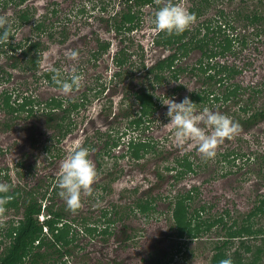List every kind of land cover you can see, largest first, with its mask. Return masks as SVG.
<instances>
[{"label":"rangeland","instance_id":"1","mask_svg":"<svg viewBox=\"0 0 264 264\" xmlns=\"http://www.w3.org/2000/svg\"><path fill=\"white\" fill-rule=\"evenodd\" d=\"M13 1L16 2V0H0V17L7 18L11 24V41L25 43L30 38L41 40L45 45L41 53V70L59 69L62 75L67 77L70 76L71 69L75 66L82 75V82L79 88H75L69 94H63L47 80H33L31 72L23 71L18 66L13 67L15 62H10L12 53L10 48L0 45V49L3 48L6 51L9 49V53H0V67H2L0 78L5 79L2 75L12 74L8 81L0 84V94L3 90H8L12 92L14 99L13 93L20 90V92L32 94L40 101L59 96L79 101L83 97V92H86L89 98L86 106L72 113L76 128L61 141H57L53 136L57 130L53 128L55 117L51 113L26 116L25 112L10 126L4 127L5 121L10 116L7 117L0 112V147L3 148V152L0 153V166L8 169L10 174L9 161L14 162L16 179L15 182L12 181L13 184L33 188L39 183L45 184L44 178L48 174L54 177V182H56L59 163L65 156L66 149L73 141L80 140L82 143L88 141L94 145V148L89 150V156L95 165L97 176L92 185V193L82 194L79 212L90 214L87 212L89 210L95 219L103 208L111 209L113 203L119 208L127 205L136 195L145 194V192L162 195L156 201V212L154 211L150 217L138 212L124 220H117L112 229L115 233L105 237L97 235L90 239L89 235L80 234L79 242L82 247L76 248L74 255L65 257L67 264H111V259L114 258L121 260L126 258L125 264H154L157 261L162 264H210L214 242L226 236L229 229H222L219 228L220 225H217L211 231L201 233L196 238L180 239L171 228V195L178 189L181 190L193 184L199 185L200 194L196 201L197 204L203 201L213 204L211 215H217L223 209L229 208L232 215L236 217L225 218L224 221L229 226L234 221H237V226H242L244 222L242 218L246 217L245 225L249 227V230L241 236L246 237L245 241L253 246V250H255V245L263 243L264 213L256 212V210L255 215L249 216L248 214L253 207L254 199L256 207L260 203V194L264 192V172L259 173L260 165L252 162L253 159L250 158L254 157V153L260 157L264 152V119L248 130L238 124L237 132L218 144L215 158L202 156L191 141L178 145L174 141L175 130L167 125L170 118L166 115L167 105L163 101L174 99L179 102L184 97H188L191 91L201 89L204 86L203 74L187 71L182 73L177 80L156 87L159 109L153 116L155 120L149 124L143 134L152 136L157 141L156 149L159 147L163 151L161 154L148 153L140 159L130 158V154L123 157L121 153L127 149V145L121 143L119 147L111 151V155L101 158L100 155L97 156L103 144L101 140L99 141L98 134L104 135L103 137H106L107 133L120 136L122 132L128 130L123 141L127 140L130 134L136 136L141 134L139 130L126 128L128 127L127 121L121 111V106L127 105L126 101L122 104L121 99L125 94V86L129 85L134 88L141 79L140 72L134 77L115 78L113 73L117 69L112 57L116 49L126 43L133 52H140L138 44L143 45L146 51H144L146 61L149 64L156 57L169 53L168 50L153 45L152 40L156 31L152 23L156 11L154 6L148 5L142 8L143 20L138 28L130 33L118 34L112 28L113 21H108L107 18L114 9L118 8L119 0H27L20 5H16ZM159 1L162 6L169 2V0ZM171 2L179 3L187 9L190 5L189 0H171ZM104 6L106 8L103 10ZM28 8L31 21L21 23L18 20V12ZM221 9L224 15H220ZM237 10H243L246 13L259 11L264 15V5L261 0H212L207 11L199 20L194 21V24L198 21L212 20L211 25L222 24L223 31L230 26L227 31L232 32L235 38L233 50L215 60L226 62L229 65L235 64L241 69L234 81L244 86H261L264 84V21L262 23L250 22L241 15L234 20L236 17L233 16ZM40 21L48 25V32L35 30L34 24ZM228 21L230 25L226 26ZM63 30L67 35L65 40L61 34ZM122 37L126 39L121 41ZM244 37L246 44L242 43ZM98 38L111 41V47L103 56L94 59L91 58L90 53L92 49L97 48ZM73 50L78 55L75 59H70L67 54ZM18 53L21 51L19 50ZM199 56V50L192 51L183 62L191 64ZM133 57H136L134 59L139 58L135 53ZM101 85L105 88L103 91ZM176 85L179 89L174 92L173 88ZM252 93V91H247V96ZM256 95L257 104L261 105L264 100V91ZM219 103L207 108L229 116L219 108ZM42 106L43 104L40 105ZM235 107L236 105L233 108ZM197 111H201L200 108H197ZM46 146L50 147L49 151L45 150ZM228 148L245 153L246 157L242 160L238 159L237 166L233 168V174L222 176L217 172L220 164L216 166L215 160L218 158L219 151ZM188 151L196 152L191 157L196 155L194 158L197 157V162L201 159H210L208 166L179 183H175L164 172L166 178L159 181L156 176L158 169L161 167L164 169L174 157ZM247 158H250L249 164L243 165ZM227 167H230L229 162H226L222 169ZM0 183H8V179L0 177ZM96 183L104 184L105 187L108 185L109 189L103 193L100 186H95ZM97 193L103 195L99 200L100 206H94L98 201ZM58 201L64 202L63 199ZM72 212L71 215L76 213ZM13 213V209L7 212L8 215L12 214L13 217H17ZM1 217L2 215H0V220L8 219L10 216ZM256 230L258 232L255 234ZM122 231L130 233L134 239L123 240ZM239 245V238L232 240L231 251L236 247L241 248ZM241 250L243 251V248ZM253 250L249 251L246 256H252ZM258 264H264V258Z\"/></svg>","mask_w":264,"mask_h":264},{"label":"trees","instance_id":"2","mask_svg":"<svg viewBox=\"0 0 264 264\" xmlns=\"http://www.w3.org/2000/svg\"><path fill=\"white\" fill-rule=\"evenodd\" d=\"M25 1L27 0L13 2L20 5ZM160 2L159 0H119L117 3L118 8L110 13L111 15L107 20L113 21L112 28L118 34L130 33L138 28L143 20L144 12L142 8L152 5L157 10L162 7ZM189 2L188 10L195 15L196 21L207 11L212 0H189ZM261 2L264 5V1L261 0ZM105 8L104 6L103 10ZM220 15H224L222 9ZM239 15L250 22L262 23L264 21V15L259 11L246 13L243 10H237L233 16L236 17L234 20H237ZM18 20L21 23L31 21L29 8L18 12ZM211 21L203 20L198 21L196 24L193 23L181 34H169L156 30L152 40L153 45L160 46L168 50L169 53L156 57L151 64L147 63L146 51L140 43L138 44L140 52L130 50L131 47L127 43L117 48L112 57L117 69L114 71L113 76L115 78L134 77L136 73L140 72L139 77L141 79L134 88L129 87V85L125 86V94L122 95L121 99L123 100L122 104L126 101L127 105L121 106V111L127 121L128 127L126 128L139 130L141 134L138 136L130 134L125 141L123 139L129 132L128 130L122 132L120 136L107 133L106 137H103L104 135L98 134V139L103 144L97 152V156L100 155L101 158L105 155H111V151L119 147L121 143L127 145V149L121 153L123 157L130 154V158L140 159L148 153L158 152V154H161L163 151L159 147L156 149L157 141L152 136L143 134L149 124L155 120L153 116L159 109L155 89L158 85L177 80L182 73L187 71L204 75V86L201 89L191 91L188 96L193 102L197 103V108H200V110L220 102L219 108L224 113H228L233 121L245 129H249L252 125L264 119V100L259 105L256 99L257 93H263L264 84L261 86H244L240 82L234 81L235 76L241 72L237 65H229L226 62L215 60L217 57H223L233 50L232 46L235 38H233L232 32L227 31L230 28V21L226 25L229 28L225 31H223L222 24L211 25ZM34 28L37 32L49 31L48 25L44 21L34 24ZM2 30L0 28V31ZM50 34H52L51 31ZM61 34L64 36L63 40H65L67 38L66 31L63 30ZM11 38L10 36L8 41H0V45L1 47L8 46L10 48V52H12L10 57L15 62L13 66H18L23 71L37 70L41 60L37 52L44 49V43L39 39H29L25 43H13ZM125 39V37H122L121 41ZM242 43H247L245 37ZM110 47L111 41L98 38L97 48L91 50V58L98 59L108 52ZM19 50L21 53H18ZM195 50L200 51V56L191 64L183 62ZM6 52L9 53V49L7 51L3 48L0 49V53ZM134 53L138 54V59H134L136 58L133 57ZM7 74L2 75V77L5 76V79L0 78V84L12 77L11 73ZM34 76L38 77L39 74L36 73ZM40 76L41 79L47 80L56 88L58 87L55 79H67L69 77L63 76L59 69L44 70ZM101 86L103 87V85ZM104 89L103 87L102 91ZM178 89L176 85L174 92H177ZM247 91L253 93L247 96ZM13 94L14 99L12 92L8 90H3L0 94V112L7 117L10 116L5 121L4 127L10 126L25 112L27 113L26 116L51 113L55 117L53 121L55 123L52 125L57 130L53 134L57 141H61L75 130L76 121L72 117V113L86 106L89 101L86 92H83V97L79 101L74 98L64 99L60 96L40 101L32 94L20 92V90H16ZM131 99L133 100L132 103ZM41 104H43L42 107H40ZM235 105L236 107L233 108ZM85 147L90 150L94 148V145L92 142L86 141ZM45 150L49 151L50 147L46 146ZM2 152L3 148L0 147V153ZM193 153L196 152H183L182 155L174 157L170 163L165 165L164 169L162 167L158 169L157 178L159 180L165 179L166 175L164 173H167L175 183H179L188 175L204 170L210 159L203 160L200 158L201 160L197 162V157L194 158L196 155L191 157ZM245 157V153L237 152L235 149L228 148L219 151L218 158L215 160L216 166L220 164L217 172L222 176L233 173V168L237 166L238 159L242 160ZM250 158L253 159L252 162L260 165L259 173H263L264 152L260 157L254 153V157L251 156ZM250 158H247L246 163L243 165L249 164ZM97 160L101 161L100 159ZM226 162L230 163V167L222 169ZM99 164L101 165V163ZM0 177L7 178L8 183L11 185L7 193H0L1 218L10 216L8 219L0 220V264H67L65 257L68 258V256L74 255L76 248L82 247L79 242L80 234L89 235L90 239L97 235L105 237L112 233L111 225L117 220H123L138 212L150 217L154 211L156 212V201L162 196L149 192H145L146 195L143 193L136 195L132 201L123 207L118 208L117 204L113 203L111 209L103 208L94 219L89 210L87 212L90 214H83L77 209L75 210L76 213L71 215L73 210L68 209L65 202L60 203L58 201L62 198L58 195L59 189L56 182H54V177L50 174L44 178L45 184L39 183L33 188L14 185L8 169L2 166H0ZM95 186H100L103 193L109 189L108 185L105 187L101 183H97ZM199 194V187L192 186L191 188L178 189L176 193L171 195V228H173L177 238H196L201 233L211 231L213 227L220 225L219 228L229 230L226 236L214 242V252L210 264H219L220 260L224 258H231L233 264H258L263 260L264 228L262 229L263 243L255 245V250H253V246L245 241L246 237H242V234L249 230V227L245 225L246 217L242 218L244 221L242 226H237V221L229 226L224 221L225 218H236L232 215L231 210L227 208L217 215H211L210 212L214 205L209 204L207 201L197 204ZM102 196L98 194L97 200L99 201ZM259 201V205L255 207L254 199L249 216L253 215L256 210V212L264 213V192L260 194ZM10 209H13V214L17 217L7 214ZM257 232L256 230L255 234ZM235 238H239V246L243 248V251L238 247L231 251L230 244ZM252 250L253 255L247 257L246 254ZM111 264L125 263L120 258H114L111 259ZM154 264L162 263L157 261Z\"/></svg>","mask_w":264,"mask_h":264},{"label":"clouds","instance_id":"3","mask_svg":"<svg viewBox=\"0 0 264 264\" xmlns=\"http://www.w3.org/2000/svg\"><path fill=\"white\" fill-rule=\"evenodd\" d=\"M195 21V15L179 3H168L158 8L152 20L154 28L160 32L169 34H181ZM0 41H8L11 35V24L5 17H0ZM70 59H75L78 53L73 50L68 54ZM55 79V78H54ZM82 75L73 66L67 79H55L58 90L63 94L71 93L79 88ZM167 105V117L174 131V141L183 145L186 141L194 143L198 153L206 158L216 155V148L225 138L233 136L239 125L226 114L210 110L204 107L197 111V103L189 97L177 102L174 99L163 101ZM10 177L15 182L14 162L9 161ZM97 172L93 161L89 156V149L82 145L80 140L73 141L66 149L65 156L59 163L56 173L58 195L63 199L70 210H77L81 206L82 194H91L92 185ZM11 185L0 183V193H7ZM97 201L94 206H100ZM219 264H233L231 258L220 260Z\"/></svg>","mask_w":264,"mask_h":264},{"label":"flooded vegetation","instance_id":"4","mask_svg":"<svg viewBox=\"0 0 264 264\" xmlns=\"http://www.w3.org/2000/svg\"><path fill=\"white\" fill-rule=\"evenodd\" d=\"M31 39V38H30ZM31 40H33V39H31ZM117 50V49H116ZM43 52V50L42 51H39V52H37V54L39 55V57H40V59H41V53ZM116 52V51H115ZM114 52V53H115ZM36 54V53H35ZM114 55V54H113ZM22 56H23V53H22V55L20 56L21 58H22ZM13 60L14 59H11V61L10 62H12L13 63ZM39 62H41V61H39ZM14 67V66H13ZM28 72H31V78L33 79V80H35V79H41V76H40V74L42 73V70H41V68H40V65H39V68L37 69V70H35V69H33V70H27ZM36 73H38L39 74V76L37 77V76H34V74H36ZM35 77V78H34ZM174 88H175V86H174ZM174 88H173V90H174ZM67 99V98H66ZM253 126V125H252ZM251 126V127H252ZM243 129H245V128H243ZM246 130H248V129H246ZM82 145L85 147V143H82ZM99 165H97V167H98ZM230 174H233V173H230ZM192 175H195V174H192ZM188 176H190V175H188ZM187 176V177H188ZM185 180V179H184ZM159 181H162V180H159ZM97 184V183H96ZM192 186H198L199 187V185H196V184H193V185H190L189 187H186V188H191ZM132 201V200H131ZM145 215V214H144ZM147 217V216H146ZM124 220V219H123ZM117 222V221H116ZM116 222H114L112 225H111V229H113V227L115 226V223ZM114 225V226H113ZM123 227V226H122ZM125 227H127V226H125ZM126 232V233H125ZM113 233H115V231L114 230H112V233L111 234H113ZM122 234H123V237H124V239L123 240H125V241H128V240H130V239H134V237H132L131 235H130V233H128L127 231H122ZM123 260V262L124 263H126L127 262V259L126 258H124V259H122Z\"/></svg>","mask_w":264,"mask_h":264}]
</instances>
